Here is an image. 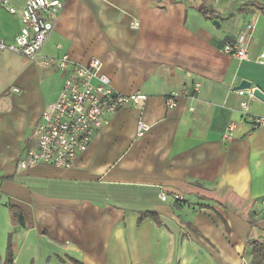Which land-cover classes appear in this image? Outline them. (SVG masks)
Returning a JSON list of instances; mask_svg holds the SVG:
<instances>
[{
    "label": "crops",
    "instance_id": "0c3cea01",
    "mask_svg": "<svg viewBox=\"0 0 264 264\" xmlns=\"http://www.w3.org/2000/svg\"><path fill=\"white\" fill-rule=\"evenodd\" d=\"M61 1L39 56L98 58L115 90L146 97L141 107L111 114L72 167L22 168L65 74L0 50V264L259 259L249 242L264 236V126L241 120L234 87L244 79L264 92V63L255 61L264 50V15L252 4L264 0ZM23 3L8 0L13 14L0 5L6 42L19 30ZM239 37L245 59L222 50ZM249 111L264 115V102L250 99ZM139 121L149 125L141 136ZM230 121L236 127L224 139ZM12 207L22 223L12 221Z\"/></svg>",
    "mask_w": 264,
    "mask_h": 264
},
{
    "label": "built area",
    "instance_id": "2783aa9c",
    "mask_svg": "<svg viewBox=\"0 0 264 264\" xmlns=\"http://www.w3.org/2000/svg\"><path fill=\"white\" fill-rule=\"evenodd\" d=\"M0 5H7L12 14L17 12L15 7L8 5V0H0ZM61 7V0H24L18 10L20 26L17 34L11 42L0 38V50L21 54L43 66H54L65 74L56 98L44 106L33 128L34 141L26 147L18 162L22 168L36 163L58 168L72 167L78 154L86 150L93 135L108 122L111 114L127 104L141 107L146 97L139 91L121 93L115 90L109 77L100 70L98 58H90L82 64L75 62L67 53L39 56ZM222 50L238 59L248 57L240 37L224 42ZM255 61L264 63V50ZM254 88L236 89V92L242 97L239 102L241 120H248L253 127H259L264 126V115H253L249 111ZM176 95L171 92L167 97L169 107L175 104ZM235 127V122H228L222 137L231 138ZM148 129V124L139 121L136 135L141 136ZM159 197L165 200L166 192L161 190Z\"/></svg>",
    "mask_w": 264,
    "mask_h": 264
},
{
    "label": "trees",
    "instance_id": "16d2710c",
    "mask_svg": "<svg viewBox=\"0 0 264 264\" xmlns=\"http://www.w3.org/2000/svg\"><path fill=\"white\" fill-rule=\"evenodd\" d=\"M252 4L260 10V12L264 15V5L261 4V3H257V2H252ZM11 218H12V221L14 223H22L23 222V217H22V214L20 211H18L17 209L15 208H11ZM151 215H153L154 219L157 221V215L155 212H150ZM144 216L143 215H140L138 217V222L141 221L142 217ZM249 245L250 247L252 246V248H250V251L252 254H255L259 257V261L263 262L264 263V243L260 242V241H256V240H250L249 242ZM7 254H8V257H9V260H10V244L8 243L7 244ZM72 262L74 264H83L82 262L74 259V258H71Z\"/></svg>",
    "mask_w": 264,
    "mask_h": 264
},
{
    "label": "water",
    "instance_id": "95a60500",
    "mask_svg": "<svg viewBox=\"0 0 264 264\" xmlns=\"http://www.w3.org/2000/svg\"><path fill=\"white\" fill-rule=\"evenodd\" d=\"M213 23L216 24L217 23L216 20H213ZM249 87H250V82L243 79L239 82L238 85H236L234 87V89L235 90L236 89H245V88H249ZM253 95H254V97H256V98H258L264 102V92L259 87L254 88Z\"/></svg>",
    "mask_w": 264,
    "mask_h": 264
},
{
    "label": "rangeland",
    "instance_id": "374dc122",
    "mask_svg": "<svg viewBox=\"0 0 264 264\" xmlns=\"http://www.w3.org/2000/svg\"><path fill=\"white\" fill-rule=\"evenodd\" d=\"M262 240V243H264V236H263V238H261ZM250 248H252V246L250 247ZM255 256H257V255H255ZM258 257V256H257ZM256 258V257H255ZM254 258V261H252L250 264H264L263 262H261V261H259V259H255ZM206 258H204V257H201L200 258V261L202 262V264H207V262H206ZM191 264H194V262H192ZM248 264V263H247Z\"/></svg>",
    "mask_w": 264,
    "mask_h": 264
}]
</instances>
